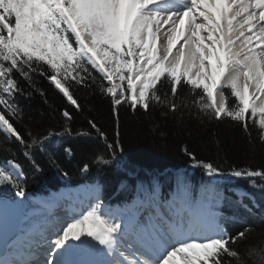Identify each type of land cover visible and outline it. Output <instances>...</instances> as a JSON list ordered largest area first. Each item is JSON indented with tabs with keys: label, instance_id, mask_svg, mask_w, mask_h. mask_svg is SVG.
Here are the masks:
<instances>
[{
	"label": "snow or ice",
	"instance_id": "1",
	"mask_svg": "<svg viewBox=\"0 0 264 264\" xmlns=\"http://www.w3.org/2000/svg\"><path fill=\"white\" fill-rule=\"evenodd\" d=\"M37 77L66 101L58 126L24 124L20 98L38 92L47 103ZM79 88L105 97L117 126L122 107L178 125L227 119L264 145V0H0V188L14 197L0 198V264H264V233L247 223L232 232L217 210L230 178L262 198L238 192L240 208L264 211V164L225 171L185 147L210 178L199 188L178 175L165 197L149 180L130 205L112 210L93 186L94 202L70 222L56 215L68 197L29 206L22 160L38 173L47 153L59 167L54 140L103 141L82 172L123 151L119 132L109 140L95 118H85L87 129L71 127L83 113Z\"/></svg>",
	"mask_w": 264,
	"mask_h": 264
},
{
	"label": "trees",
	"instance_id": "2",
	"mask_svg": "<svg viewBox=\"0 0 264 264\" xmlns=\"http://www.w3.org/2000/svg\"><path fill=\"white\" fill-rule=\"evenodd\" d=\"M36 79L38 87L46 93L47 103L38 92L30 98H20L19 103L25 112L24 124L41 128L58 126L62 123L60 109L66 101L45 79ZM76 95L83 105V113L76 116L71 127L87 129V117L96 119L109 140L118 131L123 151L118 153L117 161L122 162L124 170L114 162L108 166L93 164L88 172L82 173V161L88 159L93 151H102L103 141L86 137L54 140L50 151L59 167L49 162L47 153L38 156L42 167L38 173L22 160L28 171L24 186L34 196H48L63 186L98 185L103 202L121 204L137 196L138 186L149 180L158 183L162 195L167 197L175 187L178 175H183L195 188H199L210 178L202 169L192 167L193 161L184 151L185 147L197 159L219 162L225 171L233 166L242 168L264 164V145L258 140L250 143L243 128L230 120L203 125L190 120L178 125L171 118H162L158 111L145 114L138 110L133 113L122 107L117 126L110 102L99 92L79 88ZM252 135H257L255 127ZM69 146L73 149L70 156L63 151ZM219 187L225 198L217 210L226 221L225 227L235 232L247 223L255 228L256 236L264 233V211L260 207L254 208L252 213L244 211L237 205L231 189L255 192L257 203H261L259 192L249 188L247 181L230 178L222 181ZM5 197L14 198L12 188H0V198Z\"/></svg>",
	"mask_w": 264,
	"mask_h": 264
},
{
	"label": "bare ground",
	"instance_id": "3",
	"mask_svg": "<svg viewBox=\"0 0 264 264\" xmlns=\"http://www.w3.org/2000/svg\"><path fill=\"white\" fill-rule=\"evenodd\" d=\"M63 193L66 197H68L63 204L59 207L56 212V215L60 217L62 220H68V218L76 213H79L82 209L87 210V205L91 202L90 198L92 195H87L84 199L75 198L70 194L67 190H63ZM81 197V196H79ZM47 200V199H43ZM70 222V220H68Z\"/></svg>",
	"mask_w": 264,
	"mask_h": 264
},
{
	"label": "rangeland",
	"instance_id": "4",
	"mask_svg": "<svg viewBox=\"0 0 264 264\" xmlns=\"http://www.w3.org/2000/svg\"><path fill=\"white\" fill-rule=\"evenodd\" d=\"M118 167H119L120 170L121 169H124L123 166L121 167V166L118 165ZM66 190L69 192V195L70 194H74L73 196L75 198H80V199H84L88 194L89 195H93V193L91 192V190H86V189H81V188H67ZM234 192L235 193H238V192L242 193L239 189H234ZM79 196H81V197H79ZM64 197H66L64 195V193L63 192H59L57 194H53L49 199H53V198H64ZM35 201H38V200L28 197L26 203L29 204V206H31L32 204L35 203ZM64 202H65V199H62V203L61 204H63ZM124 207H121V208L115 207L112 210L122 209Z\"/></svg>",
	"mask_w": 264,
	"mask_h": 264
}]
</instances>
